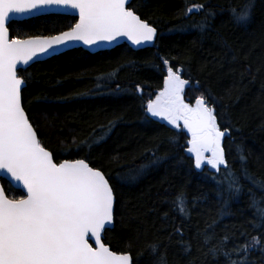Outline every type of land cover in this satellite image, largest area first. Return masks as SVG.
Listing matches in <instances>:
<instances>
[{
  "label": "trees",
  "instance_id": "1",
  "mask_svg": "<svg viewBox=\"0 0 264 264\" xmlns=\"http://www.w3.org/2000/svg\"><path fill=\"white\" fill-rule=\"evenodd\" d=\"M191 3L215 12L207 30L193 26L205 13L185 18ZM240 3L133 0L130 7L158 30L153 46L135 50L124 43L96 53L79 47L19 70L26 81L24 108L56 161L86 159L108 177L115 223L104 241L114 251L130 252L133 264H153L145 251L152 241L162 242L167 264H231L238 257L225 251L254 236L261 244L248 252L246 264H264V221L257 211L264 209V0H254L246 23H235L229 7ZM73 19L40 15L13 20L9 30L21 38L53 35ZM164 59L189 81L184 97L192 103L203 94L228 130L223 147L228 171L242 188L238 195L222 183L224 167L218 173L195 168L183 131L146 116L147 101L163 88ZM110 121L111 131H102ZM2 184L9 197L24 195L5 179ZM178 190L196 200L184 219L170 211ZM177 226L183 237L170 235ZM223 237L229 238L226 246L211 253Z\"/></svg>",
  "mask_w": 264,
  "mask_h": 264
},
{
  "label": "snow or ice",
  "instance_id": "2",
  "mask_svg": "<svg viewBox=\"0 0 264 264\" xmlns=\"http://www.w3.org/2000/svg\"><path fill=\"white\" fill-rule=\"evenodd\" d=\"M128 2L0 0V174L16 182L10 183L9 188L25 191L19 197H9L0 186V264H132L130 252L113 251L102 238L115 222L116 196L109 179L86 159L56 161L53 152L38 138L25 111L22 102L25 79L18 75V65L27 66L41 56L56 54L61 46L67 48L73 41L89 46L113 42L119 37H127L136 45L152 42L157 29L126 7ZM53 8L78 10L79 19L67 31L55 35L25 38L10 35L9 23L15 14ZM253 8L254 0H241L239 5H230L229 12L235 23H246ZM202 12L205 15L193 26L205 31L215 12L204 3H191L184 10L185 18ZM163 64L167 69L163 88L155 99L147 101L146 116L167 121L175 128H180L182 122L191 134L187 152L194 154L195 168L207 164L218 172L223 166L226 175L222 183L227 185L230 195H238L242 188L235 173L228 171L222 146L228 130L221 129L215 108L209 106L203 94L196 98L194 106L185 102L184 91L189 81L167 59ZM136 90L142 91L140 85H136ZM113 126L114 121H110L101 130L110 132ZM195 203L185 191L178 190L170 201V211L184 219L191 216ZM257 211L264 221V209ZM168 217V212L163 213V219ZM172 234L183 237V227H175ZM208 239L206 234L205 240ZM228 240L223 237L209 251L219 252ZM161 244V241L146 244L145 251L154 258L153 264H167V252L161 251ZM260 244V238L254 236L234 245L225 255L228 258L237 255L238 259L231 264H246L248 252ZM188 249L190 244H185V250Z\"/></svg>",
  "mask_w": 264,
  "mask_h": 264
},
{
  "label": "water",
  "instance_id": "3",
  "mask_svg": "<svg viewBox=\"0 0 264 264\" xmlns=\"http://www.w3.org/2000/svg\"><path fill=\"white\" fill-rule=\"evenodd\" d=\"M133 0H129V2L127 3L126 7H130V4ZM131 8V7H130ZM47 14H63V15H72V16H75L77 18L76 22L78 21L79 19V15H78V10H72V9H68V10H57L55 8L53 9H50V10H36L34 11L33 13H24V14H15L13 20H25V19H29V18H33V17H36V16H40V15H47ZM138 16H140L138 13H136ZM141 18V16H140ZM142 19V18H141ZM144 20V19H143ZM10 21V22H11ZM75 22V23H76ZM74 23V24H75ZM149 23V22H148ZM153 26V25H152ZM154 27V26H153ZM157 29V28H156ZM68 29L64 30V31H67ZM58 34V33H56ZM157 34H158V30H157V33H156V36L154 38V40L152 42H147V43H143L141 45H136V44H133L132 41H130L127 37H119L117 38V40L113 41V42H100L99 44H94V45H85L82 41H73L71 42V44L65 48L63 46H61L60 50L58 53L56 54H53V55H48V56H41L39 58V60H36L34 62H37V61H44V60H47L55 55H59V54H62L68 50H71V49H74V48H83L91 53H96V52H99V51H103V50H108V49H113L115 48L116 46L118 45H121V44H128L131 48L135 49V50H138V49H142V48H146V47H151L154 45L155 41H156V38H157ZM10 35H11V32H10ZM55 35V34H53ZM43 36H49V35H43ZM34 62H30L29 65L27 66H24V65H18V70L19 69H24V68H27L28 66H30L31 64H33ZM25 85H26V81H25ZM25 88V86L22 88V102H23V89ZM24 105V104H23ZM26 111V110H25ZM27 113V112H26ZM28 115V114H27ZM29 117V116H28ZM154 119H157V120H160L159 118H154ZM31 122V121H30ZM167 122V121H166ZM32 123V122H31ZM182 130L187 134V135H191L187 129L183 128L182 126ZM38 134V133H37ZM39 138V136H38ZM190 146V145H189ZM192 157L193 159L195 160V157H194V154H192ZM89 163V162H88ZM90 164V163H89ZM91 165V164H90ZM92 166V165H91ZM93 167V166H92ZM200 170V169H198ZM106 175V174H105ZM107 177V176H106ZM108 178V177H107ZM2 179H5L7 180L8 182L10 183H13L15 184L16 182H13L11 181V178L10 177H3L2 174H0V186H3L2 184ZM110 183V181H109ZM111 184V183H110ZM4 187V186H3ZM16 188V187H14ZM18 189V188H16ZM19 190V189H18ZM24 194H25V191L24 190H21ZM115 223V222H114ZM114 227V226H113ZM111 227V228H113ZM104 237H105V233L103 234V240H104ZM92 242V241H90ZM105 242V241H104ZM95 246V245H94ZM110 246V245H109ZM113 250V249H112ZM114 251V250H113ZM132 264H133V259H132Z\"/></svg>",
  "mask_w": 264,
  "mask_h": 264
},
{
  "label": "flooded vegetation",
  "instance_id": "4",
  "mask_svg": "<svg viewBox=\"0 0 264 264\" xmlns=\"http://www.w3.org/2000/svg\"><path fill=\"white\" fill-rule=\"evenodd\" d=\"M67 16H71V15H67ZM71 17H72V16H71ZM73 20H75V19H73ZM184 99H185V102H186V103H189V104H191V105H193V106L195 105L193 102L190 103V102L188 101L189 99H187V98H185V97H184ZM181 125H182V124H181ZM180 129H181V128H180ZM187 137H188L189 140L191 139V135H190V136H187ZM205 155H210V154H209V153H206ZM205 168H206L207 170H209V171L217 172L216 170L212 169L210 165L204 164L203 167H202V169H205ZM222 168H223V166L219 169V171H220Z\"/></svg>",
  "mask_w": 264,
  "mask_h": 264
}]
</instances>
